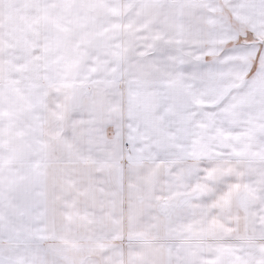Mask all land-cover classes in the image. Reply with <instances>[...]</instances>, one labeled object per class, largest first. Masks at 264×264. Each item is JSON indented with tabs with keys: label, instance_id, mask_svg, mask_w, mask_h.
<instances>
[{
	"label": "snow or ice",
	"instance_id": "obj_1",
	"mask_svg": "<svg viewBox=\"0 0 264 264\" xmlns=\"http://www.w3.org/2000/svg\"><path fill=\"white\" fill-rule=\"evenodd\" d=\"M0 264H264V0H0Z\"/></svg>",
	"mask_w": 264,
	"mask_h": 264
}]
</instances>
